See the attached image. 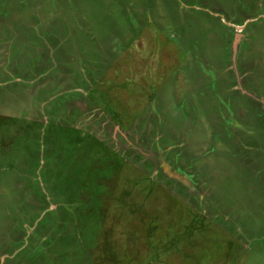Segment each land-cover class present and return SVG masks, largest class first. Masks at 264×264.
<instances>
[{
  "label": "rangeland",
  "instance_id": "rangeland-1",
  "mask_svg": "<svg viewBox=\"0 0 264 264\" xmlns=\"http://www.w3.org/2000/svg\"><path fill=\"white\" fill-rule=\"evenodd\" d=\"M0 264H264V0H0Z\"/></svg>",
  "mask_w": 264,
  "mask_h": 264
}]
</instances>
